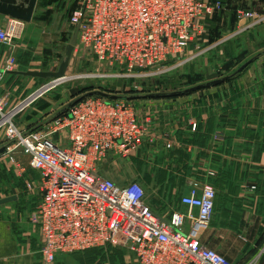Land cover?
Listing matches in <instances>:
<instances>
[{
	"label": "built area",
	"instance_id": "built-area-1",
	"mask_svg": "<svg viewBox=\"0 0 264 264\" xmlns=\"http://www.w3.org/2000/svg\"><path fill=\"white\" fill-rule=\"evenodd\" d=\"M220 8V1L207 0H79L69 21L77 29L75 47L104 71L94 76L139 79L163 75L183 58L191 59V44ZM239 16L248 26L264 18L251 11ZM22 26L9 17L0 27V45L18 38ZM10 69V64L0 67V84ZM34 98L10 109L0 98V146L7 141L23 146L29 167L40 175L42 197L30 217L39 226L43 264L107 243L129 249L136 264H235L194 235L213 214L210 184L189 186L180 198L187 212L164 221L145 203L139 182L120 184L95 168L112 155L126 158L150 136L131 101L83 98L40 130L21 129L15 117ZM185 220L188 232L182 230Z\"/></svg>",
	"mask_w": 264,
	"mask_h": 264
},
{
	"label": "crops",
	"instance_id": "crops-1",
	"mask_svg": "<svg viewBox=\"0 0 264 264\" xmlns=\"http://www.w3.org/2000/svg\"><path fill=\"white\" fill-rule=\"evenodd\" d=\"M207 1H220L221 8L206 21L200 43L203 47L211 44L216 50L227 51L228 41L239 25L246 23L239 11L264 16V0ZM8 18L0 13V27ZM32 25L31 20L23 21L21 33L27 34ZM24 35L13 44L0 45V67L11 65L4 73L3 87L11 86V90L13 75L46 69L32 65L34 55L25 42L32 38ZM258 55L236 76L213 87L174 97L125 99L137 107L150 138L126 158L110 156L101 172L120 184L139 182L145 203L164 221L187 212L180 198L189 186L210 184L215 190L213 214L194 235L235 264H264V49ZM209 63L210 67L212 61ZM3 87L0 98L7 94L4 99L9 103L15 93H1ZM101 97L113 100L107 95ZM35 107L37 111L29 115L38 119L51 106ZM34 126L29 130L38 127ZM25 181L33 183L35 189L0 193V198L16 196L0 204V264H43L39 226L30 217L42 197L40 190L36 191L40 175L28 170ZM192 211L196 213L195 208ZM182 230L189 231L188 221ZM55 262L136 264V258L126 247L107 243L59 254Z\"/></svg>",
	"mask_w": 264,
	"mask_h": 264
},
{
	"label": "rangeland",
	"instance_id": "rangeland-1",
	"mask_svg": "<svg viewBox=\"0 0 264 264\" xmlns=\"http://www.w3.org/2000/svg\"><path fill=\"white\" fill-rule=\"evenodd\" d=\"M78 1L37 0L31 18V22L34 25L30 27V30L25 29V31L27 30V34L32 38L25 40L29 44L28 48L31 49V54L34 55L32 65L35 64L34 66L41 65L45 67L46 69L42 71H56L58 69L61 60L65 56L66 46L76 30L70 23L69 16L77 7ZM21 34L24 35L23 33ZM27 34L25 32V35ZM204 37L205 35L203 34V36L198 38L196 43L191 44L188 50L191 59L185 62L183 58L176 65L175 69L163 75L150 78L119 80L108 78L110 76H94L93 74L97 72L103 74L104 71L97 68V64L90 54L85 53L78 45L75 47V42L66 70V74L69 76L68 79L51 85L55 82L51 77L31 78L24 75H13L10 77L14 79L13 90L8 85L3 87L4 81H1L0 87L4 88L1 93H7L8 90L11 93H15V95L9 98V103L6 102L7 108L10 109L25 102L34 93L43 89V92L37 94V98L35 97L15 117L18 125L24 127L25 130H29L28 127L34 126L36 123L37 125L34 127H38L31 130H40L41 128L38 129L39 126L45 125L50 118H54L55 115L68 109L69 107L66 108L68 102L81 95L88 94L83 98L101 97L104 94H100L99 92H111L129 96L160 91L182 90L198 83L229 75L235 72L237 68L250 58L258 57L259 52L264 49V18L253 26H248L242 22L233 38L228 41L229 45L225 52L224 49H222L223 51L216 50V47L211 44L208 47H203L200 43L203 42ZM18 38H14L10 44H13ZM212 52L217 54L213 55ZM210 58L212 59L208 60ZM210 61H212V64L209 67ZM105 71L107 72V70ZM5 95L7 96V94H4L1 98L6 97ZM35 106L38 109L51 107L40 115L38 119H34L29 114L30 112L32 114L37 111ZM3 145H8L9 148L0 154V193L7 194L19 191H32L35 189L33 183L25 181L28 170H33L38 173L37 170L29 168V154L27 150L23 146L17 145L14 141H7ZM117 157L120 156L117 155ZM95 168L102 172L103 169L107 168V165H97ZM38 189L39 186L36 191Z\"/></svg>",
	"mask_w": 264,
	"mask_h": 264
},
{
	"label": "water",
	"instance_id": "water-1",
	"mask_svg": "<svg viewBox=\"0 0 264 264\" xmlns=\"http://www.w3.org/2000/svg\"><path fill=\"white\" fill-rule=\"evenodd\" d=\"M37 0H0V13L3 15H6L8 17L16 18L24 22H29L32 18V14L35 8ZM77 39V29L75 30L74 34L72 35L69 43L66 46L65 49V56L63 60H61L58 69L56 71H36V70H28L25 72H21L23 75H29V76H38V77H51L54 79V81L61 80L63 77H65V73L70 61V57L72 54L73 46ZM253 58H250L247 62L242 64L235 72L222 76L220 78L211 79L209 81L198 83L193 86L184 88L182 90H171V91H160V92H152L144 95H119V94H107L105 92H99L100 94L108 95L110 98L113 99H136V98H166V97H174V96H181L186 95L195 91H198L200 89L213 87L216 85H219L225 81L230 80L234 76H236L239 72H241L244 68H246L252 61ZM43 89L37 91L34 93L33 96H36L39 94ZM91 93V92H89ZM88 94L81 95L79 97L74 98L70 102H68L66 108L74 104L75 102L81 100L83 97L87 96ZM7 149L6 145H3L0 147V154L4 153ZM16 199V196H6L0 198V204L6 203L8 201Z\"/></svg>",
	"mask_w": 264,
	"mask_h": 264
},
{
	"label": "bare ground",
	"instance_id": "bare-ground-1",
	"mask_svg": "<svg viewBox=\"0 0 264 264\" xmlns=\"http://www.w3.org/2000/svg\"><path fill=\"white\" fill-rule=\"evenodd\" d=\"M74 48V47H73ZM73 51V50H72ZM65 77H63L61 80H57V81H55L54 83H52L51 85H54V84H56V83H58V82H63L64 80H66V79H68L69 78V76H67V74L65 73ZM50 85V86H51ZM49 86V85H48ZM47 86V87H48ZM43 91H41V93H42ZM108 94V93H107ZM41 95V94H40ZM108 96V95H107ZM33 97H36V96H33ZM104 99H106L107 100V98H104ZM109 100V99H108ZM54 119V118H53ZM52 120V119H51ZM51 120H49V121H51ZM49 121H47L46 123H48ZM21 128V127H20ZM22 129V128H21ZM25 130V129H24ZM10 149H11V147H10Z\"/></svg>",
	"mask_w": 264,
	"mask_h": 264
}]
</instances>
